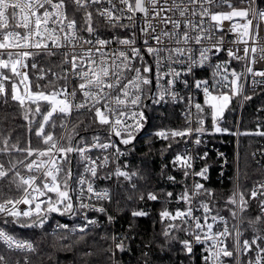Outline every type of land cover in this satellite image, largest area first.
<instances>
[{"label": "snow or ice", "instance_id": "obj_1", "mask_svg": "<svg viewBox=\"0 0 264 264\" xmlns=\"http://www.w3.org/2000/svg\"><path fill=\"white\" fill-rule=\"evenodd\" d=\"M247 3L249 7L238 9L233 7L229 0H0V97L4 98L5 104L8 103L5 82H10L11 100L18 102L23 109L24 119L28 120L29 133L32 132V125L38 123L35 136L46 146L43 149L33 148L29 139L28 146L25 148H20L18 144H13L9 148L10 137L3 140L4 147L0 148V153L15 151L24 154V160L10 162L8 168L0 163V180L8 178L9 184L14 183L17 190L22 191L19 198H7L0 201V215L5 217L3 222L5 224L11 222L28 228L43 227L47 214L60 213L63 215L71 212L74 205L69 194L68 180L72 176L70 167L63 180L60 179V174L64 172V164L70 163L68 154L78 152L81 159L87 162L85 170L96 177L97 162L86 153L93 148L102 151L112 148L117 156L120 155V148L117 147L116 142L111 140V136L118 137L119 144L130 145L133 142L136 138L135 134L143 127L145 120L143 111L145 98L150 99L154 104L164 102L169 96L177 100L178 93L175 91L177 83L182 82L184 87H189L188 80L181 81V77L193 75L196 68L204 67L209 62L210 53L216 55L222 50L223 36L211 47L204 46L203 40H211L215 31H223L221 27L223 21H233L236 17L246 21L231 24L229 31L239 32L241 38L233 42H242L245 47L243 57L237 56L231 49H228L227 56L230 59H244L249 64H255L259 51L260 59L264 60V46L259 49L256 46L261 39H264L260 36V24L253 26V19L257 17L264 22V10L255 7L256 0H247ZM105 4L107 7H103ZM224 4H227L231 10L213 11L214 7L219 8ZM69 5L74 6L76 12L83 10L84 24L79 29L77 20L68 17ZM95 5H100L95 8V12L98 17L103 18L107 26L113 29H132L131 36L100 38L98 29L93 27V12L89 10ZM250 14L252 19H248ZM197 17L199 20L196 19ZM206 18L209 21L207 26H205ZM125 20L128 23H124ZM81 31H86L89 37L95 35V40L81 36ZM244 37L251 39V48L247 46L249 41L243 39ZM138 40L140 46H137ZM190 42L200 45L198 58L193 57V49L189 47ZM113 43L122 47L112 49L109 46ZM84 45L88 47L85 48ZM54 49H65L61 66L71 65L70 75L79 81L78 86L73 87L71 92L68 91L69 71L67 69L62 75L49 69L48 72L51 73L52 79L41 85L39 81L45 80L48 74L41 68L40 75L36 77L37 90L32 91V82L26 71L28 60H32L31 68L35 70L38 67L36 57L55 56L58 52ZM146 57H151V61ZM177 64L181 66L180 70L174 67ZM226 64L227 62L214 65L211 85L207 80L194 81V87L203 93L204 101L202 105L195 102L194 96L186 97L188 126L182 130L158 131L155 133L157 137L175 141L177 137L190 139L196 135L194 142L198 145L201 143L199 137L207 131L205 121L209 114L214 132L227 131L219 126V121L224 116L232 98L241 95L243 85L239 81L244 74H238L235 70L229 73ZM4 70H9L11 75L5 74ZM247 73L252 77L264 78V71H255L251 66H247ZM229 76L232 79H229ZM60 80L65 83L58 85ZM17 81L24 86L23 92L20 91ZM261 84H264V80H252L254 87ZM44 89H49V91H44ZM78 92L83 99L77 103ZM153 92L155 94H152ZM146 93H149L147 97ZM243 99L249 100L251 97L244 96ZM33 105L35 108L32 107ZM42 105L47 106L46 111H42ZM192 108H195L194 114L191 111ZM82 109L94 110L99 124L108 126L109 142L101 143L100 138L96 136L93 137L91 146L78 147L73 146L72 137L69 135L68 145L63 146L51 132L46 133V126H51L53 129L56 127L52 119L54 115L67 119L70 118L73 110L79 112ZM193 115L194 120L191 118ZM37 116L42 119L37 121ZM192 123L197 126L193 128ZM60 126L65 128L66 124L62 122ZM258 134L264 135V132ZM171 146L170 142L168 147ZM192 160L191 156L177 154L173 165H178L183 169L185 178L189 175L206 178V167L199 172L189 171L192 168ZM25 161L28 162L25 163ZM107 163L108 157L105 156L103 164ZM18 165H23L29 175H21V172L17 170ZM115 175L129 178V174L120 171L119 168ZM168 179L173 183L176 182L173 176H168ZM78 183L81 186L79 197L82 200L85 180L81 177ZM201 190L211 195L201 183H195L194 191L189 194L186 188L180 200L191 204L194 197L201 195ZM87 192L90 194L94 192L91 183L87 185ZM95 195L99 199L102 195L107 196L108 194L105 192L95 193ZM167 195L171 197L173 194L169 192ZM258 195H264V183L258 184L251 190L252 199ZM41 197H46V199H40ZM148 199L157 200L158 197L149 193ZM228 203L237 204L235 193ZM21 204L27 206L26 210L18 208ZM42 205H45L43 210ZM201 206L205 213L203 224L199 217L193 216L191 207L186 211L177 210L175 214L168 210L162 211L160 213L162 219L180 220L179 224L169 223L164 232L165 237L170 236L169 229L177 232L183 231L192 237L191 240H179L178 237H172L178 240L182 249L189 255L193 252L194 244L204 245V251L207 253L203 257L204 264H225L224 258L234 257L236 264H264V247H261V243L264 242V234H262L264 230L256 227L264 223V201H261L260 205L261 215L249 221V225L255 229L251 241L244 239L242 243L243 234L238 227L233 226L235 228L233 235V232L229 230L228 221L223 217L212 216V223H209L207 215L210 211L209 206L206 203H202ZM80 207L88 208L90 205L81 202ZM239 208L241 213L247 210V200L243 193L239 194ZM95 210L105 211L104 208ZM230 212L232 218L235 219L237 212L235 210H230ZM145 214L144 212H133V216ZM88 223L93 224L95 221L90 220ZM218 223L223 224V227L219 231H214V225ZM60 227L67 228V225ZM84 230L85 228H80L81 232ZM230 237L232 238L231 249L227 244ZM115 239L113 237V241ZM0 242H3L8 250L34 251L31 242L16 239L4 228H0ZM115 246L121 251L124 250L122 241ZM253 246L256 250L255 260L249 258L245 262L242 257L252 252ZM0 264H11V261L6 260L4 254H0ZM25 264H28L26 259Z\"/></svg>", "mask_w": 264, "mask_h": 264}, {"label": "trees", "instance_id": "obj_2", "mask_svg": "<svg viewBox=\"0 0 264 264\" xmlns=\"http://www.w3.org/2000/svg\"><path fill=\"white\" fill-rule=\"evenodd\" d=\"M264 6V2L261 3ZM78 23L83 22L82 15L74 10ZM39 69H51L62 74L64 65L62 58L58 55L47 57H36ZM40 71V70H39ZM52 79L48 75L45 80L39 83L44 85ZM33 89L36 90V78L32 75ZM59 81L58 85H61ZM49 91V89H44ZM8 103L0 97V148H3V140L9 138V148L18 144L20 148L28 146L29 139L33 148L44 147L40 139L35 136L37 124L32 125V132L29 133L28 120L24 119V111L18 102L11 100V88L7 89ZM250 95V93H249ZM260 103L253 98L245 104L241 129L249 131L253 128L256 116V107ZM35 108V106H32ZM47 106L42 105V111ZM237 104L232 101L224 116V126L234 127L236 120ZM173 109L159 110V114L151 113L150 126L146 133L142 134L135 143H131L127 149L129 165L127 172L131 175L130 180L118 179L116 175L106 176V185L110 188L112 199L108 203V210L114 217L113 222H108L100 228L91 229L82 233L51 232L49 225L59 218L56 215L50 216L51 221L43 227L25 229L19 224L11 222L5 224V228L16 237H26L34 241V251L22 254L5 253L8 260L17 259L19 264H204L199 259L194 260L187 254L178 240L185 239L183 231L177 232L169 229L170 236L165 237L164 232L169 223L179 224L180 220L171 221L169 218H161L160 213L164 210L175 214L177 210L185 208V204L177 197L178 192L188 182L184 179L183 173L176 169L172 163L173 156L179 151V141L161 140L155 135V131L162 128H172L181 125V120L173 116ZM32 118L31 116L29 117ZM42 117L37 116L36 120ZM56 120L60 118H55ZM101 128L95 115L89 112L77 113L71 121V135L73 138L88 139L89 134ZM264 139L251 135H244L240 138V189L247 200V210L241 213L242 239L251 241L255 229L249 225L256 216L261 215L260 202L251 198V190L254 184L264 178V169L254 162L253 154L260 147ZM172 146L169 148V143ZM34 158V157H33ZM17 160H24V154L11 151L0 153V163L8 168L11 163ZM28 161H25L27 163ZM17 170L21 175L26 172L23 165H18ZM214 174L216 173L213 171ZM177 175L175 183L168 179V176ZM11 175V174H10ZM209 186L216 191L215 199L211 206L216 214H226L234 221L230 210L234 205L229 204L233 196L235 184L233 181H218L213 178ZM173 195L169 197L167 193ZM149 193L155 194L158 199H148ZM22 191H18L15 184H9L8 178L0 180V201L7 198H19ZM143 197V199H141ZM133 212H144L143 216H133ZM11 221V220H9ZM256 227L264 230V223ZM233 231V230H232ZM264 234V231H262ZM234 235V232H233ZM115 237V241H113ZM123 242L124 250L116 248V244ZM261 243V246H263ZM232 247V238L230 239ZM255 248L253 247V251ZM245 261V258H244ZM230 264H236V258L231 259Z\"/></svg>", "mask_w": 264, "mask_h": 264}, {"label": "built area", "instance_id": "obj_3", "mask_svg": "<svg viewBox=\"0 0 264 264\" xmlns=\"http://www.w3.org/2000/svg\"><path fill=\"white\" fill-rule=\"evenodd\" d=\"M229 2L233 5V7L238 8V9L249 7L247 0H245V2L243 3L241 2V0H229ZM262 2H264V0H256L255 7H258L259 9L264 10V6H262L261 4ZM71 6L72 5H69L68 7V17L69 19L75 18L76 20H78V18L75 17L76 15H74V11L70 10ZM97 7H100V5H95L89 10L93 12V27L98 29V34L100 38L112 39L115 36H119L120 38H126V37L131 36L132 31H133L132 29H121V28L113 29L107 26L103 18L98 17L96 15L95 8ZM103 7H107V4L103 5ZM230 10L231 9L228 8L227 4H224L219 8H215V7L213 8L214 12H218V11L227 12ZM77 13L79 15H82V19H83V10ZM137 15L139 16L140 14H137ZM196 19L199 20V17H197ZM248 19H252L251 14L249 15ZM78 21H77V27L79 29L83 26L84 20H82L83 22H81V24H79ZM123 22L128 23L127 20ZM245 22H246L245 20L239 17L234 18L233 21H223L221 25L223 31H215L211 40H203L204 46L211 47L212 44H214L221 36H223V44L221 46L222 50L216 55H212L210 53L209 62H207L204 65V67L196 68L194 70L193 75L187 76V77H181V81L183 79L188 80L189 87L187 88L184 87V84L182 82L177 83L176 88H175V91L178 93L177 100H173L170 96L166 97L165 101L159 104H154L151 102L150 99H147V98L143 100V105H144L143 111L145 113V120L143 121V127L135 134V136H137L138 134L142 133L145 127H147L146 129L147 131L148 127L150 126V122H151V113H154L155 115H157L159 114V110H164V109H173L174 111L173 116L175 115L176 118L181 120V125L177 127L168 128V129L167 128L158 129L154 133L158 131H162V130L170 132L171 130H182L186 128L188 126L186 122V116H188V106L186 102V97L188 95H192L195 97V102H199L203 105V101H204L203 93L195 89L194 81L195 80H207L209 82V85H211L213 82V72H214L215 64H225V62H227L226 66H227L229 73L232 70H235L238 74L243 73L244 75L241 76V79L239 81V83L243 85L242 93L241 95H237L233 97L231 100V102L235 101L237 104L236 120L234 123V127L230 128L228 126H224L223 125L224 119L221 118V120L219 121V126L222 129H226L227 131L214 132L212 129V122H211V118L209 114L208 118L205 121V128L207 129V131L199 137L201 140V143L197 145L194 142L196 139V135H193V137L190 139L187 137L175 138L179 141L180 149L173 156V159H172V163H173V160L177 154L193 157L192 168L189 170L190 172H193V173L199 172L205 167L207 168L206 178H202L200 176H195V175H189L187 178L184 177V179H186L188 184L187 185L184 184V188H182L178 192L177 197L179 200H180V196L184 193L186 188L189 194H191L194 191L195 183H201L203 185V188L209 190V192L211 193V195H208L204 193L203 190H201V195L194 197L191 200V204H188L182 201L185 204V208L181 209L180 211H186L189 207H191L193 210V216L199 217L200 222L203 224L205 213L201 205L202 203H206L210 209L209 213L207 214L208 222L212 223V219H211L212 216L223 217L224 219L228 221L229 230L230 231L233 230L232 232L234 233H235V228L233 227L234 225L238 227L239 230L241 231V212L239 208V194L241 193V189H240V138L241 136H244V135H251V136L260 138L262 140L264 139V135L258 134L260 132H264V84H261L255 87L252 85L253 79L257 81H261V80H264V78L259 77V76L252 77L250 74L247 73V66L253 67L255 71H264V60L260 59L259 51L257 52L255 64H249V62L244 59H240V60L230 59L227 56L228 49H231L237 56H240V57L244 56L243 49L245 47V44L242 42H239V43L233 42V41H239L241 39L239 36V32L233 33V32H230L229 29L232 23H245ZM208 23L209 21L206 18L205 26H207ZM256 24H260V36L264 38V22L260 21L259 17H257L256 19H253V26H255ZM20 31H23V30H20ZM80 35L85 38L95 40V35L92 37H89V34L86 31H81ZM192 35H195V33H192ZM243 39H248L249 43L247 46L251 48L252 46L251 39L248 37H244ZM137 46H140L139 40L137 42ZM256 46L258 49L259 47L264 46V39H261ZM84 47L87 48L88 45H84ZM109 47L112 49H115V48L122 47V46H119L113 43ZM189 47L193 49V53H192L193 57L198 58L200 45H196L194 42H190ZM54 51L58 52L57 55L60 56L62 60L64 59L63 52L65 51V49H60V50L54 49ZM77 51H79V49H77ZM249 55L251 56V52L249 53ZM146 59L151 61V57H146ZM36 62H37V59H36ZM27 63H28V69H26V71L28 72L29 80L32 82V75L35 78L38 75H40L39 65L37 69L33 70L31 68L32 60L29 59ZM174 67H176L177 70H180L181 68L179 64L174 65ZM65 69L69 71V78L67 80V86H68V91L71 92L73 87L78 86L79 81L71 77L70 75L71 65L70 64L64 65L63 72ZM43 70L45 71V73H48L47 76L51 75V73L48 72L49 69H43ZM22 71H24V69H22ZM221 71L223 72V69H221ZM4 72L7 75H11L9 70H4ZM245 78H247V82H245ZM229 79H232V77L229 76ZM17 83H18V87L20 91L23 92L24 86L22 84H19V81H17ZM60 83L61 85H63L62 84L63 82H60ZM9 86L11 88V83L5 82L6 90L8 89ZM31 90L32 91L37 90V89L36 90L33 89V82L31 84ZM223 90L227 91V89H223ZM152 94H155V93L153 92ZM148 95L149 93L145 94L146 97ZM244 96H250L251 99L253 98L254 100L260 101V103H258L256 107V112H255L256 116L254 119L253 128L249 131H243L241 129V124L243 121V112H244L245 104L248 101V100L243 99ZM181 97L185 99H180ZM82 99H83L82 95L78 92L77 97H76V102L78 103ZM191 111L194 114L195 108H192ZM83 112H89L92 115L94 114V110L88 111L86 109H82L79 112L73 110L70 118H67V119L59 115H54L52 119L55 122L56 127L53 129L51 126H46V129H45L46 133L51 132L54 135V137L57 140H59L63 146H67L68 136L70 135L72 137L71 135L72 118L75 114L83 113ZM55 118H60V119L56 120ZM191 118L194 120V115ZM62 122L66 124L65 128H61L60 125ZM129 122L131 123V121ZM191 126L195 128L197 125L195 123H192ZM146 131L143 132L142 134L146 133ZM96 136L100 138L101 143L109 142L110 132H109L108 126L101 125L100 129L89 134L88 139H84V138L80 139V138L72 137V144L73 146H78V147L91 146L93 144V137H96ZM61 137H64V139L61 140L60 139ZM158 139H161V138L158 137ZM111 140L116 142L117 147L120 148V152H121L120 155L117 156L115 154V150L112 148H109L104 151L97 149V148H93L90 152L86 153V155L91 157L92 160H96L97 162L98 167H97L96 177H93L90 172H87L85 170L87 166V162L81 159L78 152H73V153L68 154V160L70 161V163L64 164V172L60 174V179L63 180L65 173L70 167L72 176L68 180L69 194L72 197V202H73L74 207L71 212H67L63 215H61L60 213L47 214L44 224H47L48 222L51 221L50 216L52 215H56L59 218L58 220L53 221L51 225H49L50 226L49 230L51 232L82 233L80 231V228L82 227L85 228V230L83 231L85 232L91 229L100 228L103 225L107 224L108 222H113L115 220L114 217L111 216L108 210V203L112 199V193L110 191V188L105 184L107 181L106 176L108 175V177L110 178L111 176L115 175L117 168H119L120 171L127 172L126 168L129 165L127 149L129 145L119 144V138L115 136H111ZM161 140H164V139H161ZM45 147L46 146L44 145L43 148ZM105 156L108 157V163L106 165L103 164V158ZM253 158H254V162L258 166L264 169V141H262L260 147L255 150L253 154ZM33 159H35V157ZM72 160H73V164H72ZM175 167L178 170V172L181 171L183 173L182 168H180L178 165ZM215 169H216V173L214 174L213 171H215ZM32 174L38 175L37 173H32ZM22 175L27 176L29 175V173L26 171ZM171 176L175 177V181L177 180V175L173 174ZM81 177L85 180V184L83 185L84 196L82 200L79 197L81 186L78 183ZM117 178L123 179V180H130L131 175H129V178H125L123 176H117ZM213 178H215L218 181H224V180L233 181L235 184L234 193L236 194L237 204L234 205V210L237 212V216L234 219V221H232L229 218V216H227L226 214H216V212L213 210L211 206V201L215 199V195H216V191L214 190V188L209 186V184L212 183ZM37 183H39V181H37ZM88 183H91L93 185L94 192L91 194L87 192ZM261 183H264V178L259 179L254 184L253 188ZM105 192L108 194L107 196L102 195L101 198L97 199L95 193L103 194ZM50 195L54 196V194H50ZM40 199H46V197H41ZM255 199L259 201L261 205V201H264V195H258ZM81 202L85 204H89L90 207L81 208L80 207ZM18 208L20 210H26L27 206L21 204V205H18ZM44 208H45V205H42V210ZM99 208H104L105 211L100 212V211L95 210ZM109 217H111V220H109ZM4 219L5 217L3 215H0V228H4L6 231H8L4 226L5 225V223L3 222ZM8 219L11 220L10 217ZM90 220L95 221V223L89 224L88 221ZM189 222L193 223L192 221H189ZM61 225H67V228L60 227ZM222 227H223V224L218 223L214 225L213 230L219 231L222 229ZM10 234L13 235L12 233ZM184 235H185V239H189V240L192 239V237L186 235L185 232H184ZM14 237L21 241L31 242L33 246L35 247L34 241L30 238L16 237V236ZM230 239L231 237L228 239L227 244L229 248L231 249ZM242 242H243V239L241 236V243ZM204 247L205 246L201 244H194L193 252L192 254H190L194 260L199 259L201 262L204 263L203 257L207 255V253L204 251ZM253 247L255 248V246ZM261 247H264V243H263V246ZM27 252H30V251L8 250L6 246L3 244V242H0V254H4V255L5 253L22 254V253H27ZM255 255H256V250L254 252H249L246 256L242 257V259L244 260L245 258V262L249 258H252L253 260H255ZM224 259H225V264L231 263L232 258L231 259L224 258ZM6 260L8 259L6 258ZM9 261H11V264H17V262L20 263V261L17 259H12Z\"/></svg>", "mask_w": 264, "mask_h": 264}, {"label": "water", "instance_id": "obj_4", "mask_svg": "<svg viewBox=\"0 0 264 264\" xmlns=\"http://www.w3.org/2000/svg\"><path fill=\"white\" fill-rule=\"evenodd\" d=\"M146 129H147V127H145V128L143 129L142 133L145 132ZM142 133H140V134H138V135L136 136V138L133 140V143H135V142L137 141V139L141 137ZM72 164H73V160H72ZM23 228H25V229H30V228H28V227H23ZM32 228H33V227H32Z\"/></svg>", "mask_w": 264, "mask_h": 264}, {"label": "rangeland", "instance_id": "obj_5", "mask_svg": "<svg viewBox=\"0 0 264 264\" xmlns=\"http://www.w3.org/2000/svg\"><path fill=\"white\" fill-rule=\"evenodd\" d=\"M227 110V109H226ZM226 110H225V112H226Z\"/></svg>", "mask_w": 264, "mask_h": 264}]
</instances>
